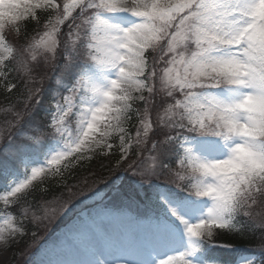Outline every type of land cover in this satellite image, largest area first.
Here are the masks:
<instances>
[{
	"label": "snow or ice",
	"instance_id": "obj_1",
	"mask_svg": "<svg viewBox=\"0 0 264 264\" xmlns=\"http://www.w3.org/2000/svg\"><path fill=\"white\" fill-rule=\"evenodd\" d=\"M0 188L31 264H264V0H0Z\"/></svg>",
	"mask_w": 264,
	"mask_h": 264
},
{
	"label": "rangeland",
	"instance_id": "obj_2",
	"mask_svg": "<svg viewBox=\"0 0 264 264\" xmlns=\"http://www.w3.org/2000/svg\"><path fill=\"white\" fill-rule=\"evenodd\" d=\"M3 189L1 188V191ZM105 193H108V189H104ZM91 201H85V205L86 204H90ZM84 205H81V207H83ZM85 208V212L87 211L86 207ZM67 222V221H63L61 220H57L55 221L49 228V230L47 232L41 231L40 232V242L46 237V235L52 231V233L54 232V230H56L58 227L62 226L61 224ZM76 226V221H75V225L74 223L71 224L70 226L64 228L63 230L56 231V235L55 233H53L55 236L51 237V239H49L47 241V246L48 247H52L54 245H56L58 243V237H62V234L64 232H67L68 230L74 228ZM23 245H26L25 249H20ZM31 244V239L29 238L25 243H19V244H8L5 245L2 241H0V246H2L3 250H0V264H19V262L21 260H23L25 258V255H29L33 248L37 245L34 244L31 247H29L28 245ZM43 250H41L39 253L36 252L35 260H38L40 258V255H42Z\"/></svg>",
	"mask_w": 264,
	"mask_h": 264
},
{
	"label": "trees",
	"instance_id": "obj_3",
	"mask_svg": "<svg viewBox=\"0 0 264 264\" xmlns=\"http://www.w3.org/2000/svg\"><path fill=\"white\" fill-rule=\"evenodd\" d=\"M220 242L227 243L229 241L228 240H223V241H220ZM25 247H26V245L22 244V247L20 249H25ZM240 248H248V247L241 246ZM212 254L214 256L221 257V258H224L225 256L230 255L229 253H227L226 249H216V250L213 251ZM21 262H22V260L19 262V264H21Z\"/></svg>",
	"mask_w": 264,
	"mask_h": 264
}]
</instances>
